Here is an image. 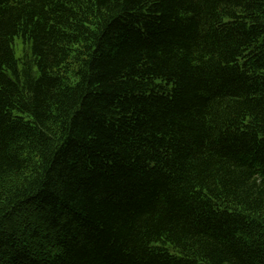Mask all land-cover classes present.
<instances>
[{
  "label": "trees",
  "instance_id": "16d2710c",
  "mask_svg": "<svg viewBox=\"0 0 264 264\" xmlns=\"http://www.w3.org/2000/svg\"><path fill=\"white\" fill-rule=\"evenodd\" d=\"M0 264H264V0H0Z\"/></svg>",
  "mask_w": 264,
  "mask_h": 264
},
{
  "label": "rangeland",
  "instance_id": "374dc122",
  "mask_svg": "<svg viewBox=\"0 0 264 264\" xmlns=\"http://www.w3.org/2000/svg\"><path fill=\"white\" fill-rule=\"evenodd\" d=\"M17 53L19 54V51L17 50Z\"/></svg>",
  "mask_w": 264,
  "mask_h": 264
}]
</instances>
